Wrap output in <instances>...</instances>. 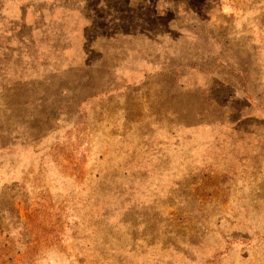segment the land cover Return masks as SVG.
I'll use <instances>...</instances> for the list:
<instances>
[{"label":"rangeland","instance_id":"obj_1","mask_svg":"<svg viewBox=\"0 0 264 264\" xmlns=\"http://www.w3.org/2000/svg\"><path fill=\"white\" fill-rule=\"evenodd\" d=\"M0 264H264V0H0Z\"/></svg>","mask_w":264,"mask_h":264}]
</instances>
